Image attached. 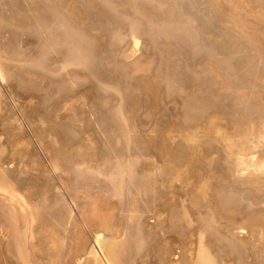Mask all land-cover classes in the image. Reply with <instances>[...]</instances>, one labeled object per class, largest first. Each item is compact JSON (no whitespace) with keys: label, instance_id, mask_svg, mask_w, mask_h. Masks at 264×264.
Here are the masks:
<instances>
[{"label":"rangeland","instance_id":"1","mask_svg":"<svg viewBox=\"0 0 264 264\" xmlns=\"http://www.w3.org/2000/svg\"><path fill=\"white\" fill-rule=\"evenodd\" d=\"M0 264H264V0H0Z\"/></svg>","mask_w":264,"mask_h":264}]
</instances>
